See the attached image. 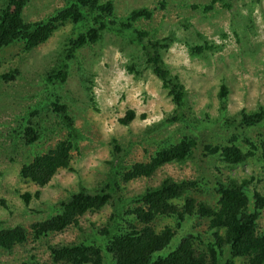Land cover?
I'll return each mask as SVG.
<instances>
[{
  "label": "rangeland",
  "instance_id": "374dc122",
  "mask_svg": "<svg viewBox=\"0 0 264 264\" xmlns=\"http://www.w3.org/2000/svg\"><path fill=\"white\" fill-rule=\"evenodd\" d=\"M110 1L113 23L106 19L109 27L102 38L67 59V75L61 85L48 80L47 72L64 59L65 38L82 32L89 20L76 25L65 23L30 51H23L19 43L0 50V74L14 68L19 71L13 81L0 80V224L27 228L53 214L58 201L72 192L80 188L93 191L107 182H118L117 196L122 201L115 206V196L114 203L85 213L79 227H68L36 242L28 240L10 250L0 249V264H22L32 256L38 262L49 263V245L90 239L115 208L129 206L133 196L158 185L165 177L174 180L207 177L210 184L195 196L208 204L215 202L216 178L247 180L249 196L254 190L264 192V164L256 153L229 166L216 157L204 158L200 147L203 143H225L235 134L237 143L246 151L249 146L242 138L255 143L264 135V120L250 128L239 124L240 110L251 112L264 107V0L216 1L207 12L191 6L209 0ZM64 5L65 0H29L21 15L25 21H38ZM141 7L153 14L149 19L135 21L132 34L114 23L124 20L131 9ZM135 29L146 32L151 39L173 35L174 40L163 52V62L183 84L185 96L181 107L175 106L159 79L146 67ZM222 33L226 35L223 37ZM204 40L220 47L192 55L189 45ZM129 64H134L139 73L129 71ZM222 84L227 93L221 113L218 93ZM56 95L67 106L80 137L76 151L71 154V168L58 171L48 184L38 187L21 179L19 169L35 152H45L65 137L66 129L51 108L50 102ZM128 109L135 116L127 125L121 124L118 119ZM176 111L178 119L172 120ZM28 120L39 124L42 136L29 146L18 138ZM185 134L196 139L193 158L164 164L151 177L126 184L114 175L115 157L119 167L144 162L162 142H175ZM24 193L29 194L27 202L22 197ZM205 223L197 226L192 220L184 226L202 230ZM165 224L174 225V220L155 221L157 228ZM257 225L259 232L264 233V208ZM102 240L100 236L95 243ZM235 260L236 264L242 261ZM103 264L111 263L107 259Z\"/></svg>",
  "mask_w": 264,
  "mask_h": 264
},
{
  "label": "trees",
  "instance_id": "16d2710c",
  "mask_svg": "<svg viewBox=\"0 0 264 264\" xmlns=\"http://www.w3.org/2000/svg\"><path fill=\"white\" fill-rule=\"evenodd\" d=\"M0 50L11 44L19 43L23 51H30L44 43L52 33L67 22L76 25L88 21L87 27L80 33L65 38L63 43L64 59L47 72V79L61 85L67 75V59L73 58L78 49L94 44L102 38V33L109 27L105 22L113 23V4L110 0H65V5L48 17L38 21H25L22 18L23 7L29 0H0ZM216 1L192 4L193 9L210 11ZM226 6H228L225 3ZM162 6V5H160ZM153 12L145 7L131 9L124 20L115 24L119 28L128 29L133 33V23L140 19L151 18ZM141 44L144 63L159 81L162 89L177 107L184 105L185 91L183 84L164 65L163 52L174 40L173 35L161 38H147L146 32L134 30ZM236 33V31H234ZM226 34L222 33L221 36ZM187 44V41H185ZM214 46L205 40L194 46L189 45L192 55L200 54L204 49ZM216 48L220 46H215ZM214 47V48H215ZM196 53V54H195ZM127 69L139 73L134 64ZM19 71L9 69L0 74V80L13 81ZM220 86L218 93L221 102V113L224 107L226 89ZM52 111L66 129L65 137L58 139L55 145L45 152H35L31 159L22 162L19 175L21 179L32 182L38 187L48 184L54 175L64 169H70L71 154L77 149L80 134L75 128L68 108L60 103L56 95L51 100ZM179 113L172 116L178 119ZM181 115H184L181 112ZM239 124L250 128L264 120V107L246 112L240 110ZM132 109L125 111L118 119L127 125L134 118ZM26 127L20 129L18 138L23 145H32L41 139V127L37 123L27 121ZM44 130V129H43ZM249 148L245 151L237 143V135L232 134L225 143H203V157H216L225 165H235L248 157L254 156L264 164V135L253 143L248 139ZM114 148H119L115 141ZM197 146L191 134L181 136L175 142L161 143L149 154L144 162H133L128 166L119 167L115 157L114 175L126 184L141 178H149L157 169L167 163H183L193 158ZM204 176L190 179L174 180L165 177L153 187L145 188L133 196L130 205L115 208L100 230L79 242L53 244L48 246L49 263L38 262L33 256L22 264H103L107 259L111 264H264V233L259 232L257 219L264 208V192L254 190L249 196L246 191L248 181H237L232 178L219 180L213 186L215 202L208 204L195 196L202 193L210 184ZM118 182H107L93 191L80 188L68 197L59 200L54 213L43 220L32 222L27 228L22 225L2 226L0 224V249L10 250L18 244L30 240L36 242L41 237L52 233H60L68 227H79L80 219L85 213L100 210L103 206L115 201L118 193ZM37 196V192L34 193ZM27 202L29 194L22 195ZM122 199L117 196L114 204L118 206ZM122 208V209H121ZM159 218H171L173 224H165L159 228L155 221ZM194 220L197 226L205 222L202 230L186 227ZM103 237L102 241L98 237ZM175 241L169 245L170 242Z\"/></svg>",
  "mask_w": 264,
  "mask_h": 264
}]
</instances>
